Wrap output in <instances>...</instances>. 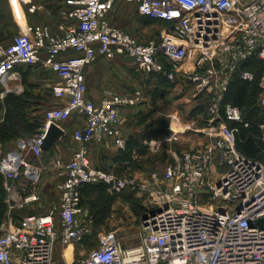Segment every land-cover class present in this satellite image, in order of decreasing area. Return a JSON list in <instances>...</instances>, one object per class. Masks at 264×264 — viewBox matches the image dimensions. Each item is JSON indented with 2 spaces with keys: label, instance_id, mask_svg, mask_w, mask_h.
Segmentation results:
<instances>
[{
  "label": "built area",
  "instance_id": "1",
  "mask_svg": "<svg viewBox=\"0 0 264 264\" xmlns=\"http://www.w3.org/2000/svg\"><path fill=\"white\" fill-rule=\"evenodd\" d=\"M115 1L63 0L57 33L47 24L29 23L21 5L20 14L10 2L19 29L11 42L0 44V98L9 91V81L17 79L18 66L39 63L56 80L49 86L57 105L44 112L35 134L17 138L8 151L0 147L6 203L0 218V264H264V133L255 137L263 144L262 156L238 150L239 131L229 123L243 122V112L222 104L239 72L257 88L256 107H264V69L256 77L243 68L264 61V0H125L135 2L141 17L161 22L158 38L144 43L110 23ZM40 8L28 2L27 11ZM117 57L144 75L180 80L193 88L195 100L205 99L206 123L196 120L186 126L203 140L172 150L162 171L118 175L91 163V143L110 140L124 148L121 108L135 105L140 96L139 91L110 89L98 102L86 96L85 68L100 58L111 62ZM74 114L83 121L71 135L78 146L62 166L58 204L13 219L12 211L38 198L27 188L40 180L42 167L35 161L43 154L49 124L63 129ZM176 133L170 129L164 138L144 143L156 151ZM86 183L134 193L144 200L146 217L140 220L136 245L126 246L116 231L101 230L95 247L67 261L65 248L71 246L73 255L75 244L91 230L81 217L80 188ZM57 244L64 245L63 260L56 257Z\"/></svg>",
  "mask_w": 264,
  "mask_h": 264
},
{
  "label": "rangeland",
  "instance_id": "2",
  "mask_svg": "<svg viewBox=\"0 0 264 264\" xmlns=\"http://www.w3.org/2000/svg\"><path fill=\"white\" fill-rule=\"evenodd\" d=\"M11 1L15 5L19 4L18 0H0V44L3 45L11 42L13 36L18 32L19 29L12 13V9L10 6ZM29 1L35 4H39L41 8L36 10L35 12L27 11ZM61 2L62 0H21L20 5L22 9L24 7L25 12L27 11L28 15L26 16V18L30 23L51 25L52 22L58 23L61 19L56 13V10ZM136 7L137 5L135 4V2L116 0L115 5L113 6V8H111L112 10L109 13V19L111 21L110 23L124 29L126 32L134 36L140 43L148 42L150 40H156L158 38V29L160 28L161 22H153L141 17L137 12ZM18 8L19 6L16 7L17 11ZM54 26L55 25H53V27ZM117 62V66L113 64L114 70L117 71L114 75H120L121 84H130L136 83L134 81H140L138 78L141 77L140 75L142 73L136 71L127 60L119 59L117 60ZM43 71L44 70L41 68V66H38L34 72H37L39 74V77L41 78L48 73L45 78L50 81V84L56 81L55 78L49 74V72ZM141 79H143V77H141ZM156 80L162 81L157 77ZM19 82L23 88V90H21L20 92H23L26 89L25 85L22 83L23 81ZM27 91L31 92V95L33 96L32 108H30L31 110L28 109L30 115L32 116H43V113L46 109L57 105V101L52 96L50 86H42L40 83L32 81V86L28 87ZM143 91L145 92L144 89ZM150 91L151 92H148L151 93V95L149 94L148 102L139 104L135 107L134 115L136 116V118H134L133 120L129 119V116L134 113L132 109L131 111L124 113L123 116L125 119L123 124L125 125L126 123H129L130 120L132 121L131 124H133V126L137 125L138 128L142 131L146 129L155 130L156 128H161L163 132L157 134L163 136L167 134L168 130L166 128L169 127L171 117H173L167 115L172 113L173 110L177 107L179 109L178 114L180 115L178 117L180 118V121H182L180 123L184 126L183 130L185 131L180 135L175 136V138H173L171 141H164L162 144H160L159 148L156 151L149 150L148 146L143 142V144L146 146L145 153H135L137 158L135 159L133 164L134 170L130 171V174H134L136 176H145L149 172L155 170L162 171L171 161L170 157L172 150L188 149L198 141L203 140L202 136L197 134V132L186 129L188 123L196 122V120L198 121L195 116H188L190 103L185 101L188 92L182 91L180 85L177 88L174 87L170 91V95L161 94L160 89L158 88H151ZM181 94L183 95L181 96ZM168 96L171 98V102L168 101V103H165L164 98ZM175 98H180L181 103L178 101L175 102ZM136 111H138L137 114ZM1 113L2 111H0V116H2ZM171 126L176 130L174 124H172ZM153 137H155V139L161 138H156L157 136ZM71 140L69 134L64 133L55 143L58 145L57 152L55 151L56 147L54 144L52 147H50L48 152L43 153L41 158L37 161V164L41 165L42 167L41 177L39 182L33 185L32 188L36 190L39 197L37 198V200L33 201V204L36 202L33 207H30L29 203V205L27 204L25 206L24 211H12L11 216L13 219H16L19 216L30 211L34 212L35 214H42L51 209L53 205L58 204L60 198V190H58L57 186L63 179L64 171L62 166L71 157L73 152V150L71 149H73L74 142ZM15 142V138H12L11 140H6L3 138V140H0L1 151H8L14 146ZM53 160L55 162V165H53L52 163ZM127 174L129 173H126L125 175ZM2 186L3 178H1L0 176V196L3 190ZM106 192V195L104 194L105 201L101 203L104 206L109 204V214L106 222L102 226H95L93 224V218L89 215V201H84L85 204H83V208L85 212H83L81 217L85 221H89L91 228L90 233L86 240L81 243L75 244L73 248V255H71L70 252V257H66L64 255L63 259L71 261L72 257L77 258L79 253H83V255L86 254L91 248L96 246V236L101 230L116 231L117 235L121 238L122 242L126 246H132V244L136 245L139 242V231L141 230V215L145 214V211L147 210L144 205V200L127 190L114 192L108 187ZM108 194L111 196L112 194L116 195L115 199H113V201L109 203L107 197L109 196ZM128 196H133L134 198H138L140 200V203L144 209L141 215H135V213L132 211L126 199ZM91 200H93V198H91ZM63 246L64 245L61 244H57L56 246V257L59 260L62 259L61 254L64 248Z\"/></svg>",
  "mask_w": 264,
  "mask_h": 264
},
{
  "label": "trees",
  "instance_id": "3",
  "mask_svg": "<svg viewBox=\"0 0 264 264\" xmlns=\"http://www.w3.org/2000/svg\"><path fill=\"white\" fill-rule=\"evenodd\" d=\"M62 3L63 0L59 4L58 8L61 7ZM148 20L158 22L152 19ZM38 66L41 65L38 63L34 65L18 66V68L26 69V73H24L21 77V81H23L22 83L25 85L26 89L19 94H16L14 92H7L0 102V111H2V116H0V140H3V138L6 140L15 138V140H17V138L31 136L37 132V129L41 125L44 113L43 116L35 117L30 115V112L28 111V109L32 108L33 96L31 95V92L27 91V88L32 86V82H29L27 76L30 75L34 69L36 70ZM41 68L43 69L42 66ZM243 68L252 70V72H254L257 77L262 73L264 69V61L262 60L259 62L256 61L253 63H247L244 64ZM49 74L52 76L50 72ZM156 77L162 81L156 80ZM156 77L155 75H149L151 82L155 84V86L160 87L166 82V80H164L161 76ZM227 87L228 88L223 96L222 104L229 103L232 105H236L243 112V122L229 123L230 126H236L239 131L238 135L240 137V141H238L236 144L237 149L249 156L260 155L263 144L258 138L255 137H258L259 135L264 133V128L261 129L260 127V125L264 126V107H256L255 105V95H257V88L254 87V82H249L240 78L239 72L235 74L234 79ZM204 100V98L198 97L196 98L192 106L191 114L196 115L195 117L196 119H198V124L206 123V120L208 118V115L206 113V102ZM197 115L199 117H197ZM244 122H248V125L245 126ZM162 132L163 131L161 130V128H156L155 130L146 129L141 133L130 136L127 140H125L124 148H118V155L115 156L114 160L119 158L122 160H130L133 150L141 154L145 153L146 146L143 144V140L150 136H157V133L160 134ZM107 189L108 186L104 183H86L80 188V205L83 207V204H85L84 201H89V215L93 218V224L95 226H102L106 222L109 214V204L106 206L101 204L105 201L104 194L107 193ZM115 196V194H112V196H107L109 200L108 203L113 201V199H115ZM91 198H93V200H91ZM4 199L5 192L3 189L0 196V218H3L6 212V203ZM126 199L135 215H141L144 209L140 203V200L138 198H134L133 196H128ZM24 210L25 207L16 211L20 212ZM86 239L87 237L84 240Z\"/></svg>",
  "mask_w": 264,
  "mask_h": 264
},
{
  "label": "crops",
  "instance_id": "4",
  "mask_svg": "<svg viewBox=\"0 0 264 264\" xmlns=\"http://www.w3.org/2000/svg\"><path fill=\"white\" fill-rule=\"evenodd\" d=\"M18 6H19L18 11L20 10V14H21L22 12H21V8H20V4H18ZM23 11L25 12L24 7H23ZM27 15H28V13L26 11L25 16H27ZM49 20H50V18H49ZM53 25H55V26L53 27ZM49 26H50L51 33H57L58 32L55 23L52 22V24ZM51 28H53V29H51ZM119 59H122V58L117 57L115 60H111V62H110L109 60H105V59L100 58V59L94 61L93 63H91L90 65H88L84 71V74H85L84 79H86V84H87V92H85V93L89 99H91L94 102H98L100 100V98L102 97L104 91L107 89H110L111 91L113 90L116 92H120V93L134 92V91L140 92L139 100L137 101V103L135 105H131V106L126 105L123 108H121L120 121H119L118 127H119L124 139L127 140L130 136L141 133L142 130L139 129L137 125L133 126V124H131L132 121H130V120H129V123L125 122L126 124L124 125L123 124L124 119H125L123 116L124 113H127L128 111H131L132 109L134 111L135 107L138 106L139 104L148 102L149 94L151 95V93H148V92H151L150 89L155 88L157 86H155V84H153L151 82L148 75H144V74L140 75L141 77H143V79H141V77H140V78H138L140 81H134L136 83L121 84L120 75H114L117 71H115L113 68V64L117 66V63H118L117 60H119ZM43 70H44L43 72H46V70L44 68H43ZM34 71L35 70H33V72L27 76V79L29 80V82L35 81V82L40 83L42 86L49 87L50 81L45 78L48 75V73H47V75L45 74V76H43L41 78V77H39V74L37 72H34ZM16 72H18V77L15 80L9 81V83H8L9 91L8 92H14L16 94H19V93H21L20 91L23 90L19 81H21V77L23 76V74L26 73V69L25 68H18V69H16ZM177 82H179V83H177ZM179 85H180L182 91L188 92V94L186 95V98H185V101L190 103L189 109H188V116H196V115L191 114L192 106L195 102V98L193 97L194 91H193L192 87L188 86L184 82H181L180 80L179 81L177 80L176 83L166 81L162 86L157 87V88L160 89L161 94L170 95V91L174 87L175 88L179 87ZM143 89L145 90V92L143 91ZM182 95L183 94H181V96ZM3 98H0V102L2 101ZM180 98H175V102L178 101L181 103ZM164 100H165L164 101L165 103H168V101L171 102V98L169 96L165 97ZM178 111H179V109L176 107V109H174L172 113L167 115V116H173V117H171L169 127L166 128L168 130L167 134H165L163 136L157 135L156 138H159L162 136L161 138H159V139H162V138H164V136L169 135L170 129H173L171 126L172 124H174V126L176 127V130L173 129V130L177 131L175 136L183 133L181 131L184 128V126L180 123L182 121H180V118L178 117V116H180L178 114ZM137 112L138 111H136V114H137ZM134 114H135V111L133 114H131L129 116V119L133 120L134 118H136V116ZM121 117L123 118V120ZM82 121H83V119L81 116L74 114L72 117H70L62 125L64 133L69 134L70 140H71V135H72L73 130L75 128L81 126ZM164 127H166V126H164ZM178 128H179V130H178ZM149 140H156V139H155V137L150 136V137L144 139L143 142H145V141L148 142ZM15 146H16V142H15L14 146L10 149H13ZM77 146H78V144L74 143L73 149H71V150H74ZM55 147H56L55 151L57 152L58 145L55 144ZM88 148L90 149V158H91L90 160L94 166L108 168L110 170H113L118 175L130 173L131 170H134L133 164H134L135 159L137 158L135 155V153H136L135 150L132 151V157L130 160H122L120 158L114 160L115 156L118 155V148L111 141H105L102 144L91 143V144H89ZM48 150L45 149V151L43 153H45V152L47 153ZM51 159H53V158H51ZM35 162L37 163V161H35ZM52 163H53V165H55L54 160L52 161ZM27 190L34 191L37 194L36 190H34L31 186L28 187ZM38 197H39V195H38ZM35 203L33 204V202H31L30 207H33L35 205ZM37 213H38V211H37ZM25 214H35V213L30 211V212L25 213ZM38 214H41V213H38ZM71 249H72V247H71Z\"/></svg>",
  "mask_w": 264,
  "mask_h": 264
},
{
  "label": "water",
  "instance_id": "5",
  "mask_svg": "<svg viewBox=\"0 0 264 264\" xmlns=\"http://www.w3.org/2000/svg\"><path fill=\"white\" fill-rule=\"evenodd\" d=\"M64 134V130L57 126L54 123L49 124L48 129L45 133L43 143L41 145L42 149L45 151L48 150L50 147H52L58 139ZM217 186L220 185V183H216ZM145 214L141 215L142 219H145ZM259 222V221H258Z\"/></svg>",
  "mask_w": 264,
  "mask_h": 264
},
{
  "label": "bare ground",
  "instance_id": "6",
  "mask_svg": "<svg viewBox=\"0 0 264 264\" xmlns=\"http://www.w3.org/2000/svg\"><path fill=\"white\" fill-rule=\"evenodd\" d=\"M19 3V2H18ZM18 5H16L15 7H17ZM19 13H20V10L18 11ZM71 246H68L67 248H65V253H64V255L66 256V257H70V252H71ZM72 255V254H71Z\"/></svg>",
  "mask_w": 264,
  "mask_h": 264
}]
</instances>
